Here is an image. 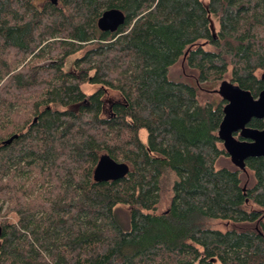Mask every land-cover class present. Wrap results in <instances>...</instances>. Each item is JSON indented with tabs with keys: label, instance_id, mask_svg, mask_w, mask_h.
<instances>
[{
	"label": "trees",
	"instance_id": "trees-1",
	"mask_svg": "<svg viewBox=\"0 0 264 264\" xmlns=\"http://www.w3.org/2000/svg\"><path fill=\"white\" fill-rule=\"evenodd\" d=\"M262 73L264 0H0V264H264V161L217 167L226 101L198 100L225 76L255 98ZM102 154L125 177L93 182Z\"/></svg>",
	"mask_w": 264,
	"mask_h": 264
},
{
	"label": "water",
	"instance_id": "water-1",
	"mask_svg": "<svg viewBox=\"0 0 264 264\" xmlns=\"http://www.w3.org/2000/svg\"><path fill=\"white\" fill-rule=\"evenodd\" d=\"M55 5L57 0H47ZM123 14L116 9L104 10L96 20V28L100 32L113 33L123 23ZM263 88L254 99L248 92L239 89L229 82H221L217 94L226 100L222 108V119L218 126L217 137L222 141V148L231 157V164L244 171V160L261 158L264 161V73L260 75ZM262 120L261 130L250 129L246 124L251 120ZM35 120H32V123ZM233 131L247 140L234 143L230 139ZM8 143V141L6 142ZM128 173V166L123 162H115L106 154L98 157L92 170V181L110 182L122 179Z\"/></svg>",
	"mask_w": 264,
	"mask_h": 264
},
{
	"label": "rangeland",
	"instance_id": "rangeland-1",
	"mask_svg": "<svg viewBox=\"0 0 264 264\" xmlns=\"http://www.w3.org/2000/svg\"><path fill=\"white\" fill-rule=\"evenodd\" d=\"M201 2L203 5H206L207 0H201ZM212 27L216 31V25L214 22H212ZM203 47L206 48L205 45ZM75 57L76 56H71L67 59L66 68L68 69L70 68L71 66L70 63ZM195 76H196L195 72L187 68L182 60L175 63L167 72L168 79L172 81L184 82L190 85H193ZM227 80L228 78L227 76H225V81ZM217 88H218V83H216L215 85H210V86L205 85L203 89H208L209 92L200 91L198 95V100L204 101L207 97L208 98L215 97L219 99V96L215 92ZM83 90L86 93L90 94L94 92L95 88L85 87ZM145 138H146L145 132L142 130L140 132V139L143 143L145 142ZM216 166L226 167L229 169L236 168L229 162L227 157H224L223 159L218 160L216 162ZM240 175H241L242 183L244 184V186H249L252 183V175L250 172L247 171L245 174L241 173ZM174 180H175V177L170 172L163 173L161 177L159 178L158 200H157V204L155 207V211L153 212L154 214H160L167 210L169 206L170 198H171V185ZM118 208H119L118 215L125 222L126 215H127V209L125 207H118ZM14 221H15V218L12 216L10 218V222H14ZM207 226L212 229H218V230L224 229V223L218 222V221H209L207 223Z\"/></svg>",
	"mask_w": 264,
	"mask_h": 264
},
{
	"label": "flooded vegetation",
	"instance_id": "flooded-vegetation-1",
	"mask_svg": "<svg viewBox=\"0 0 264 264\" xmlns=\"http://www.w3.org/2000/svg\"><path fill=\"white\" fill-rule=\"evenodd\" d=\"M215 92H217V90L215 91ZM256 98V97H255ZM254 98V99H255ZM226 101V100H225ZM225 105V104H224ZM252 120V119H251ZM261 121V128L260 129H255V130H261L262 128H263V123H262V120H260ZM249 123V122H248ZM247 123V124H248ZM247 124H246V127H248L247 126ZM249 128V127H248ZM250 129H252V128H250ZM230 139L234 142V143H243V142H245V141H247V140H244V139H242L240 136H239V131H233V132H231V134H230ZM220 143H221V146H222V144H223V142L222 141H220ZM225 153H226V155H227V158H228V160H229V162L231 163V157L228 155V153L225 151ZM245 161V160H244ZM240 172H243L242 170H240Z\"/></svg>",
	"mask_w": 264,
	"mask_h": 264
}]
</instances>
